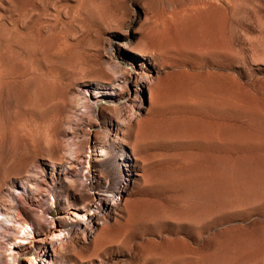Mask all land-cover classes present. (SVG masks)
Segmentation results:
<instances>
[{
  "label": "rangeland",
  "instance_id": "1",
  "mask_svg": "<svg viewBox=\"0 0 264 264\" xmlns=\"http://www.w3.org/2000/svg\"><path fill=\"white\" fill-rule=\"evenodd\" d=\"M53 245L264 264V0H0V264Z\"/></svg>",
  "mask_w": 264,
  "mask_h": 264
},
{
  "label": "bare ground",
  "instance_id": "2",
  "mask_svg": "<svg viewBox=\"0 0 264 264\" xmlns=\"http://www.w3.org/2000/svg\"><path fill=\"white\" fill-rule=\"evenodd\" d=\"M123 47H124V49H126V50H128V51H130V52H137L136 51V49L134 48V47H132V46H130V45H128L127 43H124V45H123ZM108 191V190H107ZM111 192V191H110ZM113 193V192H112ZM111 199V198H110ZM10 216H8L7 215V220L9 221V220H11L10 218H9ZM62 237H60V238H58V239H61ZM9 243V242H8ZM61 249V247H59V246H55V245H53L52 246V250H51V254H47V251L45 250L44 251V253H43V255H41L40 256V260L38 261V262H40V263H38V264H52V262H54V259L56 258V254L58 253V251ZM49 256L50 255V258H47L46 256Z\"/></svg>",
  "mask_w": 264,
  "mask_h": 264
}]
</instances>
